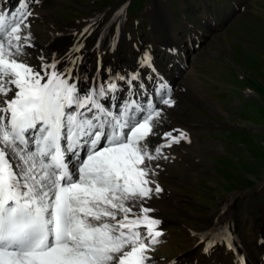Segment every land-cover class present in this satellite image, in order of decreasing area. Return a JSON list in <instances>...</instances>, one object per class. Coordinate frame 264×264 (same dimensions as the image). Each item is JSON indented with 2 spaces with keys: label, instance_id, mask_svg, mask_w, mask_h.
Listing matches in <instances>:
<instances>
[{
  "label": "snow or ice",
  "instance_id": "6c2138e0",
  "mask_svg": "<svg viewBox=\"0 0 264 264\" xmlns=\"http://www.w3.org/2000/svg\"><path fill=\"white\" fill-rule=\"evenodd\" d=\"M32 2L0 12V264H156L150 253L164 233L146 204L163 189L150 179L160 167L151 162L187 140L180 129L159 131L176 104L172 89L149 75L156 86L148 90L139 71L81 89L87 77L71 65L41 57L37 70L20 60L34 46L25 32ZM138 63L155 71L148 52ZM117 81L136 98L112 111L101 101L115 99ZM230 235L221 239L234 251ZM201 242L206 254L216 244Z\"/></svg>",
  "mask_w": 264,
  "mask_h": 264
},
{
  "label": "rangeland",
  "instance_id": "374dc122",
  "mask_svg": "<svg viewBox=\"0 0 264 264\" xmlns=\"http://www.w3.org/2000/svg\"><path fill=\"white\" fill-rule=\"evenodd\" d=\"M35 4L28 23L40 47L70 34L55 56L61 58L58 68L71 65L74 74L84 65L92 72L121 67L119 73L124 74L123 65H135L150 51L165 77H171L163 57L174 41L182 43V72L174 76L185 89L180 98L187 113L177 106L165 108V113L171 125H192L206 142L196 147L204 162L191 164L190 153L180 150L187 160L173 164L172 170L156 168L158 174L150 177L175 200L161 201L174 216L164 227V241L151 254L167 261L186 253L198 241L190 230H211L209 223L220 208L221 225L214 228L221 230L222 223H228L224 217L232 218L242 244L258 254L264 245V0H51L45 8L43 0ZM81 42L83 47L76 51ZM40 55L38 50L22 59L38 66ZM71 57L82 58L73 65ZM144 71L145 82L147 75L159 77L157 69ZM200 119L206 124L196 123ZM227 242L218 240L209 254L199 246L198 263L229 264Z\"/></svg>",
  "mask_w": 264,
  "mask_h": 264
},
{
  "label": "bare ground",
  "instance_id": "6f19581e",
  "mask_svg": "<svg viewBox=\"0 0 264 264\" xmlns=\"http://www.w3.org/2000/svg\"><path fill=\"white\" fill-rule=\"evenodd\" d=\"M50 1L51 0H43V3H44V7L43 8H45V6L50 3ZM40 2H41V0H39V3ZM182 3H184V2H182ZM20 4H21V0H17L16 2H14V0H0V12L5 13V14H10L12 12L13 13L14 12H19L21 10ZM29 8H30V10L33 13L35 11V9L37 8V5L35 4L33 6V2H32V3L29 4ZM43 12H47V11H43ZM30 17H28V19ZM9 18H10V16H9ZM61 29H62V26L59 25V27H58L57 30H60L61 31ZM60 31H58V33ZM25 32H30L31 33V37H32L31 43L34 45L31 48H26L25 51L27 53H31V52H34V51H38L39 50V53L41 54L39 56V60H40L39 65L38 66H32L33 68H35L37 70H39V68L41 66V63H42V61L40 59L41 57H44L45 58V61H50L53 58L54 59H57V60H60L61 59L60 56H58V55L57 56H53V54L56 53V50L57 49L62 48V47H66V44H67L66 41L68 40V38L70 36V34L66 36L65 33H63V34H60L59 33L60 34V37L57 36V37H59L57 43H54V44L52 43L51 46H47L46 45V47L45 46L44 47H40V44L38 43V40H37V38H38L37 32L35 30H33L31 28V26H30L29 29H26ZM55 34L56 33H54V37L50 41H54L55 40V38H56V35ZM193 38H196V36L193 35L192 36V39ZM74 43H73V45H74ZM172 45H173V47L171 49V52L167 53L168 55L163 57L164 58V62H165V67L166 68H168V67L170 68V74L172 75L171 77H165V73L166 72L165 73H162L163 69H160L159 66L156 65V63L154 62V59L152 57V54H150L149 52L148 53L152 57V65H153V67H154L155 70L157 69V72L159 73V77H162L163 78V81L167 82V84L169 86H171V89L173 90L172 91V93H173L172 94L173 95L172 97L176 101L175 106H177V108L179 109V111H181L182 113L185 114V113H187V111H186V109H184V103L181 101V100H183V98L182 97L180 98V94L181 93H182V96L185 94V93L183 94V91L185 89H184L183 85L176 84L177 81H176L175 76H174L175 74H180L182 72V68H179V67L180 66L183 67V56H184L185 53H184V50H183V47H182V43L181 42H178V43L177 42H173ZM180 46L182 47V51L180 50ZM172 50H175V51H172ZM179 54H181V55L179 56ZM22 58H23L22 56L19 57L20 60L25 61ZM168 60H170V62H174L176 66L175 65H172L171 63L168 64V62H169ZM174 60H176V62ZM138 62L135 65H133V66H131L130 64H129V66L123 65L122 67L125 68L124 70H122V71H124L123 73L124 74L126 72L127 73L128 72L134 73V72L139 71V74L141 76V79H142L145 87L147 86L146 88L148 90L154 89L156 85L154 83H150L148 81V79L146 80V82H147V84H146V82H145V78L146 77L142 76V73L145 74V71L144 70L147 69L149 71V68L142 67L141 64L138 63ZM58 66L59 65H57V67ZM174 66L176 68H179L177 70H179L180 72L174 70ZM84 68H87V74H84L83 73ZM109 70L102 71L99 68V71L96 70V71L92 72L91 69H89L87 67V65H84L81 68L80 71L76 72V74L73 73V75L75 76V75L79 74L82 77H87V79H85V81H79L78 82V87L79 88H81V89H87L90 86H94V80H97L98 79V80L102 81L101 83H103L104 81H108L110 76H114L116 73H119V71L121 70V67L118 70H111V68ZM99 72H102V74L97 75ZM112 72H115V73L113 74ZM106 73H108L107 76L105 75ZM121 75H123V74H121ZM153 75H157V74H153ZM101 76L102 77H105L106 76V77L104 79H102ZM148 76L149 75H147V77ZM117 83L120 86L121 91H118L115 94H111V93L109 94V97H111L112 95H115V99L114 100H112V99H106V100H102L101 101L102 103H105L106 106H108L109 108H111L112 111H116L117 108L127 98H129V97H131L132 99H135L136 98L135 96L132 95L131 92H129L128 85L124 84L123 81H117ZM134 83H136V82H134ZM11 95H12V93L10 92L9 93V96H11ZM175 95L178 97V100L175 98ZM144 100H147V96H144L143 100H141V103H143ZM112 105H116L117 108H112ZM211 107H212V109H215L216 110V107H214V106H211ZM171 122H173V121L169 117L168 113L167 114L165 113L164 121H163V126L159 129V131L163 132V131H167V130L180 129V130L184 131L185 133H187V140H182L180 144H173L171 147L164 148L163 149L164 154L167 155L168 159L165 160V159L161 158L159 160L152 161L151 162L152 166L155 167L158 164L160 167L157 168V169L160 170V171L161 170L162 171L172 170L174 168L173 167V164H175L177 162L182 163L184 160H187V159H185V158H183L182 156L179 155V151L180 150H184V151H187V152L190 153V155L192 157L190 159V163L191 164L198 165L197 163H199L201 161L204 162L202 159H200L198 157V152H197L198 150H196V147H199L200 145H202L203 143H206V142L203 141V140H201L199 138L198 134H196L194 131H192V125H187V124H185L183 122H179V121L177 122L178 124L171 125V124H173ZM196 123H198V124H206L201 119L198 120ZM149 139H154L156 142H160V137H158V136L155 137V138L149 137ZM161 201L162 202L164 201V202H167L168 204H171L175 200L173 199V195L166 196L165 193H164V190H163V192L160 193L158 197L154 195L151 200L147 201L146 206H150V207H152V208L155 209V212L151 213L150 215H152V216H154L156 218L161 219L162 223L160 225V229L164 233V227L168 223H171V220L173 219L172 217L174 216V214H171V213L167 212L166 211V208L161 203ZM219 210H223V209L220 208ZM219 210L218 211L216 210V212L214 213V217L212 218V220L209 223L210 224V227H211V230H209L207 232H196L194 230H190L191 233L194 234V236L197 238L198 241H195L196 243L192 247H190L191 249H189L186 253H183V254H181V255L173 258V259H169L167 261H165L166 260L165 258H159L157 256H153L150 253V255L152 256V258L156 262V264H173V262H175V264H199L198 263V256H197L198 247L200 246L202 253H204L205 252L204 249L207 246V244L205 242H201V241L202 240L207 241V239L209 237H211L216 242H218V240H221V237L224 236V235H226L227 233H230L231 234L230 235V239H231L232 243H234V245H235V250L234 251L227 249L226 250V253H225L227 256H229L231 258V260L229 261V264H237V260L238 259H243L246 262V264H264V245L261 246L260 252L258 254H256L255 252H253L252 249L249 248V246H247V244L246 245L242 244L241 239H240V236H239V233L237 231V228L235 227L236 226L235 225V222L233 221L232 218H227V216L224 217V218H226V221L228 222L226 225L229 226V229L228 228L226 229V225L223 224V223H222V229L221 230H219L218 227L217 228H214V225L216 223H219L221 225V222L220 221L222 219V213H220ZM176 214L179 217L182 216V214L179 213V212H176ZM224 229L228 230L227 233H224L222 231ZM164 239H165V236L162 235L159 238L160 243H162L164 241ZM160 243L157 244V245H160ZM162 245H164V244H162ZM160 247H162V246H160ZM213 264H221V263H217V261H216Z\"/></svg>",
  "mask_w": 264,
  "mask_h": 264
}]
</instances>
